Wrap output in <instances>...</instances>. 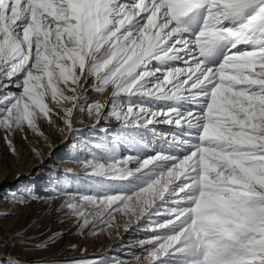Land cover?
<instances>
[{
	"label": "snow or ice",
	"instance_id": "6c2138e0",
	"mask_svg": "<svg viewBox=\"0 0 264 264\" xmlns=\"http://www.w3.org/2000/svg\"><path fill=\"white\" fill-rule=\"evenodd\" d=\"M109 89L110 104L87 100ZM85 111L120 131L86 139L75 177L85 187L50 197H67L58 211L77 234L119 215L125 231L147 220L152 233L134 264H264V0H0L10 150L25 126L42 136L41 119L76 132L74 113ZM153 141L160 150L145 155ZM125 144L135 154L121 155ZM39 199L28 191L19 203Z\"/></svg>",
	"mask_w": 264,
	"mask_h": 264
},
{
	"label": "rangeland",
	"instance_id": "374dc122",
	"mask_svg": "<svg viewBox=\"0 0 264 264\" xmlns=\"http://www.w3.org/2000/svg\"><path fill=\"white\" fill-rule=\"evenodd\" d=\"M110 94V89L104 94L89 92L87 100L98 99L108 105ZM38 124L42 136L25 126L9 137L15 153L6 143L4 131L0 130V243L8 245L0 249V253H10L25 264H49L51 261L65 264L80 259L104 260L108 264L122 260L126 264H134L132 254L141 252L137 241L152 234L145 231L149 226L147 220L125 231L123 218L118 215L112 228H104L103 231L97 228L93 234L94 225H90L83 234H77V226L64 219V212L58 211L60 203L67 197L50 198L58 188L74 191L85 187L75 178L84 174V168L78 161L88 156L81 151L85 140L96 142L105 139L102 131L105 128L112 134L118 133V122L101 119L97 123L96 118L85 111L74 113L73 128L77 130L74 133L67 130L62 120L51 125L41 119ZM158 129L164 133L173 130L167 125H159ZM151 139L148 136L145 142ZM157 150L160 146L153 141L144 154L150 155ZM119 151L121 155L135 154L126 144ZM67 169H73V173L68 174ZM28 191L42 199L19 203ZM58 232H63V236L48 250L34 247L47 242ZM5 258L0 255V262Z\"/></svg>",
	"mask_w": 264,
	"mask_h": 264
},
{
	"label": "bare ground",
	"instance_id": "6f19581e",
	"mask_svg": "<svg viewBox=\"0 0 264 264\" xmlns=\"http://www.w3.org/2000/svg\"><path fill=\"white\" fill-rule=\"evenodd\" d=\"M105 96H108V94H107V95H105Z\"/></svg>",
	"mask_w": 264,
	"mask_h": 264
}]
</instances>
